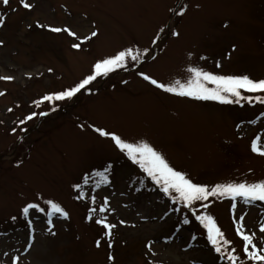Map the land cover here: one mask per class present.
<instances>
[{
    "label": "rangeland",
    "instance_id": "1",
    "mask_svg": "<svg viewBox=\"0 0 264 264\" xmlns=\"http://www.w3.org/2000/svg\"><path fill=\"white\" fill-rule=\"evenodd\" d=\"M31 2L35 4L31 11L24 9L20 0H10L7 8L0 3V13L7 18L0 29L4 41L0 77H14L0 79V92L5 93L0 96V264H12L14 255L25 252L30 264H112L110 254L115 256L114 264H227L217 259L202 225L191 216L190 225L183 224L184 207L173 205L150 179L148 184L155 189L145 184L143 192L135 194L131 181L145 179V174L88 126L106 127L133 140L145 138L194 181L209 186L264 179V157L251 151L252 140L264 133V106L176 97L139 75L145 72L165 82L186 79L185 69L192 64L222 74L264 78V0ZM181 3L189 6L183 17L171 11ZM37 20L45 25L70 26L81 36L95 27L100 35L76 50L73 37L41 29ZM162 27L165 32L155 45ZM175 31L181 33L179 38L173 35ZM129 46L150 50L144 63L130 62L128 68L99 78L89 91L57 102L55 111L50 103L36 104L46 94L75 85L92 72L100 58ZM189 52L195 53L191 61ZM200 56L208 59L200 60ZM217 62L223 67L217 68ZM43 112H48V117L40 115ZM32 113L37 115L26 120ZM22 120L26 122L21 124ZM252 120L257 123H248ZM82 123L84 130L79 127ZM237 125L242 127L238 130ZM108 163H113V184L102 185L89 196L96 194L98 205L108 196L116 209L98 217L107 215L113 223L126 221L118 224L112 248L101 226L86 219L90 200H76L72 187ZM41 195L61 203L71 218L53 217L57 234L51 236L46 217H36V242L28 251L30 228L21 209L34 201L50 211L37 199ZM236 203L235 216L247 213L246 227L257 231L264 221V202ZM232 204L229 199L216 200L208 211L239 252L243 242L235 232ZM14 215L18 217L15 222L11 219ZM97 239L103 240L99 249ZM150 242L151 251L147 247Z\"/></svg>",
    "mask_w": 264,
    "mask_h": 264
},
{
    "label": "snow or ice",
    "instance_id": "2",
    "mask_svg": "<svg viewBox=\"0 0 264 264\" xmlns=\"http://www.w3.org/2000/svg\"><path fill=\"white\" fill-rule=\"evenodd\" d=\"M3 6L7 8L10 5V0H2ZM20 4L26 10H33L35 4L31 0H20ZM200 7V5H197ZM174 15L183 17L189 11V6L186 3H181L179 8L171 9ZM7 18L3 13H0V29L6 26ZM32 27L31 24L28 25ZM36 26L45 29L52 33H66L73 37L77 42L72 44V48L80 50L82 44L91 41L100 35L99 30L95 27L85 32L81 36L77 31L73 30L70 26H52L51 24L45 25L39 20L36 21ZM225 28L228 24L223 25ZM165 32V28L159 29V34L154 38V42L159 43L161 35ZM173 35L179 38L181 33L179 31L173 32ZM4 41L0 40V46ZM149 49H141L138 46L125 47L117 53L107 57H102L93 65V70L86 77L81 79L73 86L46 94L41 100L36 101L37 105L42 103H50L53 105L52 110L55 111V104L62 101H70L81 94L82 92L89 91L90 86L99 78L107 77L116 72L118 69H125L129 67L130 62H135L137 65L144 63L147 58ZM232 51H235L233 47ZM195 53L189 52L188 58L191 61ZM155 59V56L151 57ZM231 54L229 53V59ZM200 60H207L208 57L200 56ZM217 68H222L223 65L217 62ZM52 71V69H49ZM185 71L188 73L186 79H170L165 82L145 72H140L139 75L143 80L154 86L160 91L171 94L176 97L189 98L196 101H215L222 105H239L244 107L245 104L255 107L256 104L264 106V78H254L248 73L239 74H222L206 70L199 65L189 64ZM0 79L13 80L12 76H3ZM127 83V81H125ZM5 93L0 92V96ZM11 111V109H9ZM48 112L40 113V115L47 116ZM37 114L32 113L27 116L26 120H32ZM25 120L20 121L21 124ZM248 123L255 124L256 120L249 121ZM79 127L84 130L85 124H80ZM92 130L100 137L108 139L112 142L113 147L122 153L129 161L145 174V179H150L154 185L168 197L173 205H181L184 207L185 214L183 216V224L191 223L189 216L194 217L203 229L206 230V239L210 242L215 253L218 254L217 259L227 261V264H264V221L260 222L257 231L249 229L245 225L244 217L247 213L235 216L237 201H243L244 204H254L256 202H264V179L257 182H224L217 183L214 186H209L206 183L194 181L190 174L175 166L167 154L155 146L153 143L145 138L139 140L129 139L124 137L121 133L110 130L106 127L89 125ZM242 125H237L239 130ZM26 131V129H25ZM264 133L257 135L251 142V151L260 157H264V143H262ZM113 165L108 163L103 170H97L95 173H89L83 177V183H76L72 187L76 192L75 199L90 200V207L87 212L86 219L89 223L95 222L105 229L104 236L107 239L108 247H114V230L118 224L124 225L126 221L120 219L117 223L110 222L107 215L98 214L114 213L116 211L110 204L108 196H104L102 203L97 207V196L85 191V186L89 184V180L95 176V182L92 185L95 189H99L102 185L111 184L110 174ZM47 206L50 211L41 205L40 202L29 201L22 206L21 215L26 219L27 225L30 228L29 237L26 241V249L31 251L36 242V228L34 220L40 214L46 217L48 225L47 232L51 236L57 233L53 230L55 225L53 217L59 216L64 220L71 218L70 212L57 202L54 198L44 199L41 195L37 198ZM229 199L233 201L232 212L235 220V232L243 242L241 250L234 247V242L230 240L226 233L222 230L217 222V218L211 214L208 209L215 203L216 200ZM173 211L179 212L180 208H174ZM31 217V218H30ZM98 217V218H97ZM17 216L11 217L12 221L17 220ZM134 226V225H133ZM195 240L196 237L193 236ZM103 240L97 239L95 246L97 249L101 248ZM149 251L152 250L153 243L147 245ZM246 257L242 259L240 253ZM7 255V253H6ZM22 256L25 264H30L27 261V252L23 254H16L12 258V264H22ZM109 261L114 264L115 256L109 255Z\"/></svg>",
    "mask_w": 264,
    "mask_h": 264
}]
</instances>
